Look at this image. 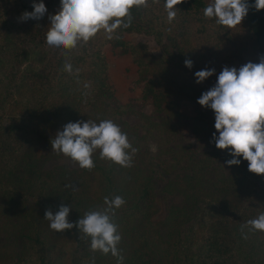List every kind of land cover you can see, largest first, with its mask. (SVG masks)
Segmentation results:
<instances>
[{"label": "trees", "instance_id": "1", "mask_svg": "<svg viewBox=\"0 0 264 264\" xmlns=\"http://www.w3.org/2000/svg\"><path fill=\"white\" fill-rule=\"evenodd\" d=\"M34 2L41 0H0V30L18 21L25 30L49 28L48 17L58 13L60 0H42L47 9L44 17L22 21V13L32 12ZM146 2L147 6L130 9L131 26L116 30L119 39L108 40L101 30L76 49L52 47L58 58V77L47 78L44 85L32 82L16 89L19 96L26 89L36 103L34 108L21 113L26 101L22 106L9 95H0V264H117L111 253L93 251L91 238L78 228L58 233L44 219L48 206L59 209L63 204L71 208L75 224L86 212L106 207V196L117 195L125 200L112 218L122 236L117 248L123 264H264V232L247 227L241 231L248 220L264 213V175L249 172L242 156L238 166L225 163L232 159L229 150H219L211 142L214 133L219 135L215 114L197 103L225 66L239 69L264 57V10L250 7L241 24L229 29L204 17L210 0H182L171 23L164 0ZM248 3L253 5L254 0ZM133 33L152 36L161 54L154 56L144 46L124 41V35ZM106 45L141 67L138 74L145 84L140 99L122 104L115 96L103 51ZM186 59L193 62L191 69L185 66ZM66 63L71 64V72L65 70ZM204 69L215 71L197 84L195 72ZM75 87L84 89L78 97L71 90ZM81 96L88 98L78 106ZM40 103L54 109L42 111ZM139 103H150L158 120L137 111ZM182 107L187 111L180 112ZM7 114L9 123L1 126ZM132 114L142 123L132 127L121 122L120 117ZM104 119L118 124L138 150L131 167L101 159L98 151L93 153L91 170L56 167L43 171L48 158L37 157L36 139L49 137V128L60 123ZM183 126L193 134L196 148L189 142L183 144ZM141 129L150 138L162 136L152 139L161 147L159 153L170 160L160 175L167 179L166 192L183 202L171 208L164 220L167 234L161 241L165 244L149 230L155 212L154 171L136 164L142 152ZM171 173L176 174L174 181H170ZM33 191L37 201L31 203ZM53 232L63 234L74 250L66 252L67 242L54 239Z\"/></svg>", "mask_w": 264, "mask_h": 264}, {"label": "clouds", "instance_id": "2", "mask_svg": "<svg viewBox=\"0 0 264 264\" xmlns=\"http://www.w3.org/2000/svg\"><path fill=\"white\" fill-rule=\"evenodd\" d=\"M159 3V0H154ZM182 0H164L163 7L167 20L171 23L178 9L176 5ZM147 6L146 0H60L57 14L50 15V27L46 34L49 47L62 50L76 49L82 43L88 42L101 30L106 39H119L116 30L128 28L132 23L130 9ZM250 7L257 11L264 10V0H254L250 5L248 0H210L204 8L206 19H215V23L227 28L240 25L248 15ZM32 12H23L20 19L39 20L47 12L42 2L33 3ZM170 31V29H168ZM185 66L192 68L193 62L185 60ZM65 70L72 71L71 64H65ZM214 69H204L195 72L196 83L200 84L214 74ZM87 87V85H85ZM197 103L210 108L215 114L214 127L217 136L213 134L212 141L219 150H229L232 159L225 163L231 167L241 163L238 157L248 162V171L264 175V57L258 63L248 62L239 69L225 66L217 77L214 86L202 93ZM52 151L63 154L81 169L91 170L95 167L93 153L99 149L100 158L107 159L122 167H131L134 154L138 151L128 140L120 126L110 119L96 123L69 122L58 131L50 141ZM125 204L123 197L117 195L112 199L104 198L106 207L100 210H90L75 224L68 221L71 211L69 206L61 204L53 213L51 208L45 210L44 219L49 221V227L58 233L78 228L86 237L91 238V249L104 254L111 253L117 257V264H123L117 245L122 236L118 225L113 222L115 210ZM251 230L264 232V213L250 219L241 226ZM246 238V236H245Z\"/></svg>", "mask_w": 264, "mask_h": 264}, {"label": "rangeland", "instance_id": "3", "mask_svg": "<svg viewBox=\"0 0 264 264\" xmlns=\"http://www.w3.org/2000/svg\"><path fill=\"white\" fill-rule=\"evenodd\" d=\"M24 30V24L19 21L16 23L14 22V24L10 25L7 30L6 28L0 30V95L4 97L9 95L12 101H16L22 106H24L26 101L21 113L34 108L36 103L27 94L25 91L26 89L23 90V95L19 96L16 91L18 86L22 84L26 87L31 85L32 82L37 85H44L48 82V79L54 80L59 75L56 71L57 66L55 65L58 58L55 55V52L52 51V47H49L45 42L48 28L43 25L41 28ZM124 41L130 43L134 47H137V45L144 46L146 51H149L154 56L161 54L160 47L157 45L152 36L143 33L127 34L124 35ZM103 51L108 62L107 73L110 79V86L114 89L117 99L122 104L128 103L131 99H140L143 95L145 80L138 74L141 67L138 66L137 61L130 58L128 55H118V50H111L108 45L104 47ZM71 90L75 92L78 97L79 93L83 92L84 89L81 87H75ZM87 98L88 97L86 96H81V102L78 106L87 101ZM49 100L50 99L47 100L48 103ZM39 106H41V103ZM41 109L42 111H50L51 109H54V107L44 108L41 106ZM136 109L137 111L140 110L141 113L153 116L152 118L158 117V115L152 114L153 108L150 103H139ZM182 111L186 112L187 109L182 107L180 112ZM0 113L2 112L0 111ZM8 115L9 114H7L4 120H2L1 126L8 125ZM16 117H19V115ZM101 117L102 116H99V118ZM120 119L121 122L132 127L137 124L139 125V122H141L135 114L120 117ZM156 119L158 120V118ZM64 125L65 124L60 123L56 126V128H49V137L41 136L34 141V148L36 149L37 157L48 158L47 162L42 167L45 172H49L56 167H59L60 170H76L80 168L78 163H74L70 158L65 157L63 154L58 155L55 151H52L50 141L55 137L58 131L63 129ZM181 129H184L181 131L183 133V137L181 139L183 144L186 145L189 142L192 144V149L196 148L193 147V144L195 143L193 134L190 133L186 126L181 127ZM140 131L141 133L139 136L143 138V141L140 144L139 149L142 152L136 164L140 169L151 168L154 171L153 195L155 212L150 219V227L152 228H149V230L150 233H154V235L158 234L160 236V244H162L163 242L161 240L165 241L167 234L166 228L164 227V220L171 208L181 207L183 202L181 197L166 192L167 190H165V187L168 186L167 179H164L160 175L161 170L167 167V163H169L170 160L166 156L159 153L161 147L156 144L158 142H154L152 139H158L162 136L158 135L154 136V138H150L145 135V130L141 129ZM98 151L100 150L97 149L95 152ZM174 173L169 175V178L171 179L170 181H174L173 178L176 175ZM33 195H35V191H33L32 195L29 196V202L31 203L37 201ZM39 200L42 202L41 199ZM48 208H51L53 213L58 211L56 206H48ZM25 213H30V211L25 210ZM207 213L208 212L206 211V214ZM67 219L72 223L73 219L70 215ZM53 235L54 239L67 242L65 249L66 252H72L74 250V246L72 244L70 245L71 242L69 240L64 239L63 234L57 235L53 232ZM237 257L240 256L237 255Z\"/></svg>", "mask_w": 264, "mask_h": 264}]
</instances>
